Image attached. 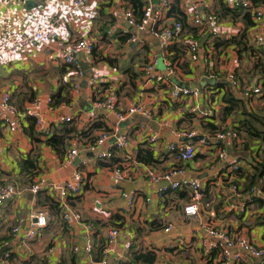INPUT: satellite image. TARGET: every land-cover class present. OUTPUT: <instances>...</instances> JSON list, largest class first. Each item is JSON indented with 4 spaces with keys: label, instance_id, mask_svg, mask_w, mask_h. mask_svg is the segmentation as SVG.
<instances>
[{
    "label": "crops",
    "instance_id": "obj_1",
    "mask_svg": "<svg viewBox=\"0 0 264 264\" xmlns=\"http://www.w3.org/2000/svg\"><path fill=\"white\" fill-rule=\"evenodd\" d=\"M127 2L132 4L131 0H95L63 24L57 41L0 57V94L9 91L17 109L22 105V111L29 107L42 116L48 138L73 129L57 154L46 145V138L36 132L31 138L24 131L26 119L22 129L9 133L2 124L5 113L0 108V186L14 182L21 188L29 184L40 188L35 195L25 191L0 206L5 220L0 227V258L8 252L7 264H101L95 257L104 246L105 264H128L133 252L153 253L152 264H240L231 257L237 252L246 258L241 264H260V259L242 250L224 251L219 240L208 235L207 226L240 235L264 250V168L255 184L248 185L255 174L252 162L264 161V126L258 122L264 120V43L253 42L254 36L264 40V0H255L253 5L261 7L260 20L246 10L226 12L222 0H177L164 23L179 19V10L182 29L168 44L148 31L139 35V42L128 41L130 27L122 18ZM140 2L158 5L161 0ZM190 5L214 14L217 22L197 29L185 18ZM60 11L57 0L0 3V17L11 20L16 31L36 28L44 14ZM190 36L197 39L198 46L205 41L199 46L197 61H190L185 52ZM240 37L246 50L225 45V41ZM81 39L91 43L93 51L83 62L84 74L77 77L62 66L60 58L70 43ZM152 58L159 61L157 71L165 78L161 85L140 78L141 67ZM165 59L180 60L176 76L167 75ZM227 72L234 73L233 81ZM174 86L197 89L199 96L174 100L170 96ZM255 88L260 89L259 94L252 92ZM56 93L65 101L49 109L47 100ZM109 93L116 96L117 111L126 113L138 107L141 112L118 121L112 112L95 105ZM31 96L39 101L38 107L30 105ZM234 101H239L237 109L225 113ZM61 117H70L71 122L64 123ZM223 129L233 130L237 140H217L216 133ZM184 131L196 134L197 154L188 163H181L168 150L169 144L185 143L180 136ZM103 132L108 135L104 147L78 150ZM257 132L262 139L255 136ZM119 135L127 137L123 149L112 145ZM202 138L205 143L200 142ZM72 149L78 153L68 158ZM103 149H111V159L98 160ZM139 151L148 153L153 162H139ZM232 162L240 167L239 172L230 173L240 188L237 196L231 191L227 172ZM116 165L123 171L121 182L113 174ZM178 166L183 174L173 175L171 181L198 179L201 183L199 212L189 218L183 207L189 203L190 188L172 190L168 181L154 182L148 177L149 173L161 176ZM79 173L81 193L70 197L68 205L81 214L82 223L68 225L61 221L57 196L50 189L65 181L76 182ZM251 188L257 194L250 203ZM40 210L48 214V226L35 240L22 243L12 229ZM168 226L171 229L165 232ZM112 228L119 235L107 247ZM88 242L92 245L90 255L81 249ZM77 246L81 250L75 253Z\"/></svg>",
    "mask_w": 264,
    "mask_h": 264
},
{
    "label": "built area",
    "instance_id": "obj_2",
    "mask_svg": "<svg viewBox=\"0 0 264 264\" xmlns=\"http://www.w3.org/2000/svg\"><path fill=\"white\" fill-rule=\"evenodd\" d=\"M20 0H0L1 4H16ZM95 0H57L58 5H61L62 11L60 12H50L44 14L42 23L30 30H19L16 31L13 22L6 18L0 17V57L3 56H15L19 54L23 49H29L38 45L41 42H54L57 41L59 36L58 33L62 28L63 24L70 19L77 17L78 13L88 7ZM224 4L229 9H246L250 11L251 15L255 17L256 20L261 19V7H254L253 0H223ZM128 4L127 8H122V18L126 21L130 27L128 32V41L130 43L139 42L140 34L144 32H149L154 38L162 41L163 43H170L179 35L182 29V24L179 21L172 20L171 24H165L164 21L168 18L167 14L171 8V0H161L158 5L146 4L142 7L141 11L135 12L132 4ZM66 6V7H65ZM185 18L197 29H204V27L209 24L213 25L217 22V18L214 14L208 11H200V9L195 5H190L186 8ZM188 18V19H187ZM216 32L213 33L214 36ZM254 43L262 45L264 40L259 36H254ZM187 46L185 48L186 55L190 61H197L199 54V46L197 39L194 36L186 38ZM93 51V45L88 41L81 39L73 41L69 44L67 51L60 58L62 66L67 69L72 70V74L79 77L84 74L83 62L87 60L89 54ZM165 68L167 70L168 76H176L180 71V60H170L165 59ZM158 60L152 58L147 63H145L140 69V78L146 83H156L161 85L165 78L157 71ZM179 70V71H178ZM228 79L233 81L234 73L227 72ZM76 82V81H75ZM89 86L93 85V81H88ZM74 87L77 88L74 83ZM248 91V89H246ZM254 94H259L260 89H252ZM170 96L174 100L181 98H197L199 96V91L197 89H192L189 87L174 86L170 92ZM49 104V109H52L51 98L47 100ZM39 101L33 100L30 104L31 106L38 107ZM96 107H102L106 110L112 112L118 121H123L128 115L135 113H140L141 108L135 107L130 108L126 113L117 111V100L114 93H109L105 99H99L95 103ZM0 108L2 112L5 113L3 117L2 124L6 127L9 133L13 134L19 129L24 127L25 119L32 118L34 120V127L37 132L44 138L49 137V131L46 127V123L42 116L34 113L32 109L27 107L24 111L20 112L11 101V93L5 91L0 94ZM60 120L64 123L71 122L70 117H61ZM145 127H142L144 129ZM180 136L185 138V143L183 144H169L168 150L176 154V159L181 163H188L195 159L197 154L196 143L192 138L196 137L195 131L182 132ZM217 140H231L236 141L238 136L231 129H223L221 132L215 135ZM108 138L107 133L103 132L101 135L93 142L87 143L81 146L79 149L92 151L95 148L104 147L106 140ZM152 140H155L153 137ZM127 141L126 135L116 136V141L112 144L116 149H123ZM201 143H205L206 139L202 138ZM77 149H72L67 155L68 158L74 157L78 153ZM223 152L220 153L219 157L223 158ZM111 149H103L97 158L99 161H106L111 159ZM240 170L239 165L236 162H232L228 168L229 179L231 180V191L234 195H239V185L235 183L230 173H237ZM113 174L118 182L123 181L124 175L123 171L118 165L113 169ZM183 168L180 166L174 167L167 171L161 176H156L153 173H149L148 177L154 182L168 181L169 186L172 190L180 189L183 186H188L190 188V200L183 207V214L185 217L189 218L196 216L199 212V206L202 198L201 194V183L198 179L186 180L183 179L179 181H171V177L174 175H182ZM82 176L77 174L76 182L65 181L61 185L51 186V191L54 192L58 199V206L61 209V221L72 225V223H82L81 214L68 205V199L70 197H76L80 195L82 188ZM40 188L37 184H29L24 188L18 186L14 182H8L0 186V206L12 201L14 197L22 192L28 191L32 194H37ZM257 194L253 189L249 192L250 197L247 198L248 202H252L253 197ZM48 214L44 210L33 212L27 221H22L18 226L12 229V233L21 241L22 243H28L36 239L39 233L48 226ZM5 224V220L0 214V227ZM87 226V225H86ZM207 233L211 237H215L219 240V245L222 249H239L247 253L250 257L254 259H260L261 263L264 264V250L257 249L253 244H251L244 237L237 234H229L226 231L215 230L214 228L207 226ZM88 228V226H87ZM171 226H168L164 231L168 232ZM119 231L112 228L108 232L107 236V247L112 245V243L117 239ZM217 245V247H219ZM125 247L129 249L130 244L126 243ZM216 244L211 246L215 248ZM88 255L92 252V245L88 242L84 247L81 248ZM78 246L73 249L75 253L81 250ZM105 252V250H104ZM10 254L8 252L2 253L0 261L3 264H7ZM238 263H245L246 258L239 252L232 254L231 256ZM101 264H105L106 260L103 255V259L100 261Z\"/></svg>",
    "mask_w": 264,
    "mask_h": 264
},
{
    "label": "trees",
    "instance_id": "obj_3",
    "mask_svg": "<svg viewBox=\"0 0 264 264\" xmlns=\"http://www.w3.org/2000/svg\"><path fill=\"white\" fill-rule=\"evenodd\" d=\"M176 1L174 3H172L171 5V8L169 10V15H171V10L173 8V6L176 4ZM223 1V0H222ZM254 2L255 0H253L252 4L254 5ZM131 3H132V7L134 9V11H138L140 12L142 7L144 5H142V3L140 2V0H131ZM224 4V2H223ZM225 7V11L227 12H233V11H237L236 9H229L226 5H224ZM238 10H246V9H238ZM175 11V10H174ZM248 11V10H246ZM176 13L179 15V19H175V21H179L181 24L183 22V15L182 13L177 10ZM247 13H250V11H248ZM251 14V13H250ZM217 18V16H216ZM218 19V18H217ZM232 45V44H235V46L237 48H241L243 50H246V45H245V41L243 40V38L240 37V40H235V39H231L229 41H225V45ZM218 46V44H217ZM29 101H33V98L32 96L28 99ZM31 101V102H32ZM62 101H65V100H61L59 98V93H56L54 94L52 97H51V105L52 106H56L58 105L60 102ZM239 101H234L233 104L229 107H227L225 109V113H228V112H231V111H234L237 109V104H238ZM22 108V105L21 107L18 109L19 111H22L23 108ZM26 121L28 122V127L24 130L31 138H35L34 136V132L38 133L37 130L35 129L34 127V120L32 118H26ZM258 122L259 124H261L262 126H264V120L263 119H258ZM73 131V129H66V131L64 132V134L60 135V136H57V137H51V138H46L45 140V143L46 145H48L49 147H51V149H53L57 154L61 153L60 150L63 149V147L65 146V142L68 140L69 136L68 134L71 133ZM38 135L40 136V134L38 133ZM257 138H260L262 139V136L260 133H256L255 135ZM95 140H91L90 143H93ZM89 143V142H88ZM83 145H86V144H83ZM138 161L141 162V163H145V164H149L151 162H153V160L151 159L150 155L148 153H145V152H142V151H139L138 153ZM252 167L253 169L255 170V174L253 176H251V179L249 180V187L253 186L255 184V178L256 177H260L261 176V169L264 168V161H259V162H252ZM239 172V171H238ZM260 174V175H259ZM253 189V188H251ZM251 191V190H250ZM249 191V192H250ZM255 198V197H253ZM253 201V199H252ZM103 250H104V246H102V248L100 250H98V253L95 257V260L96 261H101L102 260V253H103ZM155 260V256L153 253L151 252H146V253H137V252H133L131 253V261L128 263V264H139V263H142V264H152ZM121 264H127V263H121Z\"/></svg>",
    "mask_w": 264,
    "mask_h": 264
},
{
    "label": "water",
    "instance_id": "obj_4",
    "mask_svg": "<svg viewBox=\"0 0 264 264\" xmlns=\"http://www.w3.org/2000/svg\"><path fill=\"white\" fill-rule=\"evenodd\" d=\"M205 41L204 40H202L201 42H200V45L199 46H201L203 43H204ZM197 139H200V137L199 138H197ZM192 140L194 141V140H196V137L195 138H192ZM167 183V185H169V182H166Z\"/></svg>",
    "mask_w": 264,
    "mask_h": 264
},
{
    "label": "rangeland",
    "instance_id": "obj_5",
    "mask_svg": "<svg viewBox=\"0 0 264 264\" xmlns=\"http://www.w3.org/2000/svg\"><path fill=\"white\" fill-rule=\"evenodd\" d=\"M143 63H144V61H143Z\"/></svg>",
    "mask_w": 264,
    "mask_h": 264
}]
</instances>
